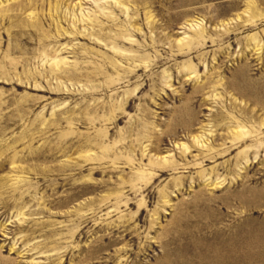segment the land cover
Instances as JSON below:
<instances>
[{"label": "rangeland", "instance_id": "374dc122", "mask_svg": "<svg viewBox=\"0 0 264 264\" xmlns=\"http://www.w3.org/2000/svg\"><path fill=\"white\" fill-rule=\"evenodd\" d=\"M213 217L264 264V0H0V264H193Z\"/></svg>", "mask_w": 264, "mask_h": 264}, {"label": "bare ground", "instance_id": "6f19581e", "mask_svg": "<svg viewBox=\"0 0 264 264\" xmlns=\"http://www.w3.org/2000/svg\"><path fill=\"white\" fill-rule=\"evenodd\" d=\"M217 225H218V219L216 217H213L212 220H210L208 222H204L202 224L203 227H201L200 232L195 233V235H194L195 237H197V241H196L197 245H194L196 242H193L191 245H189L185 249L186 255H184V260L186 262L187 261L193 262V264L194 263H197V264H242L245 262V261L242 262L241 257L238 256V254L236 253V251H238L236 248L238 246L237 245L238 240L236 241V239L239 237V233L245 234L247 231L244 228H242V226H241V229L238 231V235L237 234L233 235V233L231 234L229 230H226L223 228H217ZM254 235H258V234H254ZM217 236L219 238H221L222 240H225L227 242V244L225 246H221L217 241ZM250 236H248V237H250ZM213 241H214V243H213ZM247 241H248V239H247ZM205 245H210V246L208 247V249L204 250L203 247ZM255 245H257V244H255ZM201 246H202V250H200ZM196 248H197V250H195ZM247 249H249V248H247ZM252 249H250V251ZM246 252H248V251L246 250ZM246 252H245V254H246ZM246 255H245V258H246ZM248 257H250V256H248ZM257 257H259V256H255L254 259L252 258V261H251L252 264H258L259 259Z\"/></svg>", "mask_w": 264, "mask_h": 264}]
</instances>
